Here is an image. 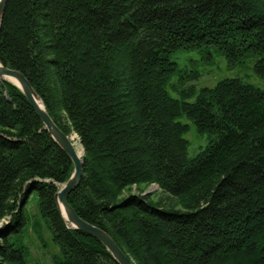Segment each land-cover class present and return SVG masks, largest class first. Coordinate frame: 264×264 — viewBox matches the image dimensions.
<instances>
[{"label": "trees", "instance_id": "1", "mask_svg": "<svg viewBox=\"0 0 264 264\" xmlns=\"http://www.w3.org/2000/svg\"><path fill=\"white\" fill-rule=\"evenodd\" d=\"M185 48L258 55L264 76V0H7L0 23V64L25 76L83 149L67 195L79 217L133 264H264V89L235 77L186 85L198 71L170 58ZM181 115L210 135L192 157ZM72 170L0 78V264H28L24 232L44 225L53 264H119L62 217L54 194ZM151 183L180 208L143 194Z\"/></svg>", "mask_w": 264, "mask_h": 264}, {"label": "rangeland", "instance_id": "2", "mask_svg": "<svg viewBox=\"0 0 264 264\" xmlns=\"http://www.w3.org/2000/svg\"><path fill=\"white\" fill-rule=\"evenodd\" d=\"M170 58L176 61L182 70L198 71V78L186 84L191 83L197 89L204 86H213L221 79L232 77L239 78L244 82L264 89V76L257 74L253 68L254 61L258 58V55L246 54L234 61H228L220 51L214 48H209L207 52L195 48H185L172 52ZM177 79V75L172 76L170 84L177 83ZM167 90L172 97H179L178 92L171 88V86H167ZM189 100H193V97ZM178 120L186 123L189 127L184 136L189 142L188 156L192 157L205 147L210 140V135L208 133H198L192 120L185 115H181ZM68 136L72 138L74 143H79L75 133ZM81 150L79 143V149H76V153H81ZM131 191L138 192L134 185ZM146 192H150L154 200H162L166 204L173 203L180 208L176 199L168 197L155 183H151L145 187L142 193ZM30 208L31 211H34L33 207ZM42 224L44 225V223ZM27 228L24 232L25 243L28 246L27 263L53 264L52 255L58 252V247L52 238L51 231L45 225L39 234L31 231L29 226Z\"/></svg>", "mask_w": 264, "mask_h": 264}, {"label": "water", "instance_id": "3", "mask_svg": "<svg viewBox=\"0 0 264 264\" xmlns=\"http://www.w3.org/2000/svg\"><path fill=\"white\" fill-rule=\"evenodd\" d=\"M6 1L7 0H0V23L5 9ZM6 77L14 78L17 81V84L6 79ZM0 78L13 83L22 91L29 104L44 124L46 130L58 143V145L67 153V155L72 161L73 170L70 177L61 185L60 189L54 194L55 201L62 217L66 219L72 227L79 229L98 239L111 252L113 257L119 264H133L131 260L121 251V249L116 245V243L109 237L106 232L79 217L67 202V195L75 187H77L80 182L83 166V152L81 154V157L77 155L72 138L66 135L53 122L48 113L45 111L42 102L40 101L38 95L32 88L31 84L20 71L5 67L0 64Z\"/></svg>", "mask_w": 264, "mask_h": 264}, {"label": "bare ground", "instance_id": "4", "mask_svg": "<svg viewBox=\"0 0 264 264\" xmlns=\"http://www.w3.org/2000/svg\"><path fill=\"white\" fill-rule=\"evenodd\" d=\"M6 79H8V80L14 82L15 84H17V81H16L14 78H12V77H6ZM73 144H74V146L76 147V148H75V151H76V149L78 150V149H79V143H74V142H73ZM81 154H82V150H81V153H80V152H77V155H78L79 157H81Z\"/></svg>", "mask_w": 264, "mask_h": 264}]
</instances>
